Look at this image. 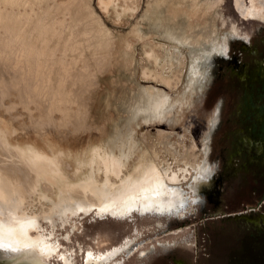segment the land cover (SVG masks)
Segmentation results:
<instances>
[{"label": "rangeland", "instance_id": "rangeland-1", "mask_svg": "<svg viewBox=\"0 0 264 264\" xmlns=\"http://www.w3.org/2000/svg\"><path fill=\"white\" fill-rule=\"evenodd\" d=\"M101 2L0 0V155L81 173L48 177L68 216L38 217L49 259L12 227L0 263L263 264L264 0H133L118 22ZM105 152L128 164L106 175Z\"/></svg>", "mask_w": 264, "mask_h": 264}, {"label": "bare ground", "instance_id": "bare-ground-1", "mask_svg": "<svg viewBox=\"0 0 264 264\" xmlns=\"http://www.w3.org/2000/svg\"><path fill=\"white\" fill-rule=\"evenodd\" d=\"M10 1L11 0H7V2H10ZM101 1L102 2L100 3V5H102V8H106L108 13L110 11V8L115 12L117 22L120 21V18L122 15L120 16L119 14L123 11L124 8H127V6H128L129 8L135 10V7H134L135 5L133 4V0H101ZM134 1H136V0H134ZM119 9L120 10L122 9V11H120ZM195 20H198V18L195 17L194 21ZM123 44L125 45V43H123ZM228 55H229V53H228ZM146 72H148V71H146ZM1 124H2V126H4L3 122ZM8 134H10L11 137L17 136L16 132L11 131V130L8 131ZM46 144L48 146V149H50V150H52V149H58L59 150L60 149L59 150L60 156H64V152H63V149L61 147L56 146L55 144L49 143V142H46ZM106 149H112V148L111 147H106V148L101 147L100 149H97L96 151L99 152V151L106 150ZM2 154H3V151H2ZM12 155H14V154L12 153ZM9 156H10V154H9ZM99 160H100L101 164H99L98 167H102V168L104 167V169L107 170L106 175H108V176H109L108 172H111L112 174H116L119 172V169H115V167L121 168V166H125L128 164V157L127 156H125L124 161L116 162V160H119V159H117L113 154H108L106 152L99 157ZM151 163L153 164V166H155L152 159H151ZM90 166H94V162H92V164ZM41 168H42V166H41ZM59 168H62V165L59 166ZM69 169H70V171H69V174L67 177L64 174L60 173V171L58 169H54V168H52L50 171L49 170H47V171L40 170L38 172H34L33 171L34 169L33 170L30 169L33 171V173L28 174V173H25V171L23 172L21 170H18L13 165H7L3 156L0 155V200L2 203V204L0 203V230L7 232V231H11L10 228L12 229V227H15L16 229L21 230L22 232L26 233L24 237H26L28 242H32L33 244L35 243L36 247L40 248V250L38 252H40V251L45 252V251H49V250L53 249L50 246L49 240H46L42 236V234H40V232H39L40 229H39V224H38V221H39L38 217L39 218L42 217L48 221H52V215H54V216H58L59 219L64 220L65 218L68 217L67 216L68 214H71L73 212V211H69V213L64 215L67 217L59 216L57 214L59 212L58 207H57V205H58L57 203H58L60 191L58 190V188L56 186L53 185V183L48 178V177L57 178L58 181L64 182V183H66V182L75 183L76 181H78V177L80 176L81 173L77 169V171L79 172V174L77 175V174H74V170H71V167ZM98 171L103 174L102 170H98ZM103 177L104 178L102 180L95 179L96 183H97V188H101L103 182L107 183V189H106L107 191L108 190L111 191V189L116 190L117 187H119L117 185L116 186L111 185L112 183L107 182L104 174H103ZM49 192H51L52 196H48ZM36 197L39 198L38 201H35ZM87 198H88L87 199V205L84 207L86 209L84 211V213L89 212L92 208H94L93 205H94L95 201L98 204V207H97L98 211H99V208H104L106 206V204L104 203V199L101 201V200L95 198L91 194ZM42 202H44V204H47V207L42 205ZM140 202H141V200L137 203H140ZM38 203H40L41 205L38 206L37 205ZM137 203L136 204H130L129 206H124V207L125 208L130 207L132 209L138 208L139 204H137ZM24 205H27V206H24ZM31 207H32V210H30ZM124 207L122 209H124ZM173 207L176 210V208H178V205H174ZM141 208L143 210L150 209V208H144L142 206H141ZM166 208L168 210L170 208V205L166 206ZM48 209L53 210V212L54 211H57V212L56 213H53V212L46 213L48 211ZM122 209H119L118 213H120L122 211ZM33 210H38L40 212V214H36ZM142 212H143L142 214L146 213L145 211H142ZM98 214L104 215L106 213H104V214L98 213ZM115 214H117V213H112V215H115ZM122 216H125V215H122ZM122 216L117 215L116 217H122ZM32 232H35L36 235L35 236L31 235ZM5 240H4V242H5ZM27 240H26V242H27ZM33 250H36V249H33ZM109 255H112V253L106 254L105 256H98V257H94L93 255H88L86 261L88 263H90L92 261L97 262V261H102V260H104L103 262H105V261L108 262L109 259H106V258H108ZM64 264H65V262H64Z\"/></svg>", "mask_w": 264, "mask_h": 264}, {"label": "flooded vegetation", "instance_id": "flooded-vegetation-1", "mask_svg": "<svg viewBox=\"0 0 264 264\" xmlns=\"http://www.w3.org/2000/svg\"><path fill=\"white\" fill-rule=\"evenodd\" d=\"M40 250V248L38 247V248H36V254H35V256H37V258H38V261L39 262H41V263H43V259H49V257L51 256L50 255V251H45V252H38ZM127 252H128V254H130L131 252H132V248L131 249H129V250H127ZM262 263L264 264V258H263V260H262ZM253 264H259L258 262L257 263H253Z\"/></svg>", "mask_w": 264, "mask_h": 264}, {"label": "water", "instance_id": "water-1", "mask_svg": "<svg viewBox=\"0 0 264 264\" xmlns=\"http://www.w3.org/2000/svg\"><path fill=\"white\" fill-rule=\"evenodd\" d=\"M110 215V214H109Z\"/></svg>", "mask_w": 264, "mask_h": 264}]
</instances>
